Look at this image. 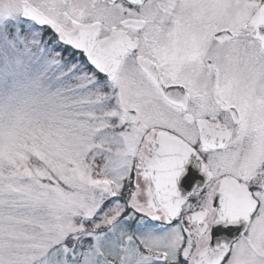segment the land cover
<instances>
[{
  "label": "snow or ice",
  "instance_id": "6c2138e0",
  "mask_svg": "<svg viewBox=\"0 0 264 264\" xmlns=\"http://www.w3.org/2000/svg\"><path fill=\"white\" fill-rule=\"evenodd\" d=\"M0 264H264V0H0Z\"/></svg>",
  "mask_w": 264,
  "mask_h": 264
}]
</instances>
